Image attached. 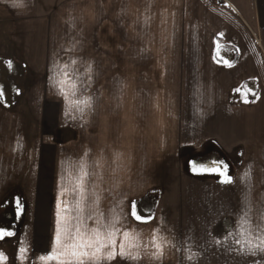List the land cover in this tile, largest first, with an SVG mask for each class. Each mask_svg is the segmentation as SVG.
<instances>
[{
  "label": "crops",
  "instance_id": "0c3cea01",
  "mask_svg": "<svg viewBox=\"0 0 264 264\" xmlns=\"http://www.w3.org/2000/svg\"><path fill=\"white\" fill-rule=\"evenodd\" d=\"M242 1L0 0V226L16 224V235L0 240L3 264H45L39 256L54 245L57 203L75 208L81 164L89 173L84 215L103 210L108 220L121 201L122 224L139 233L131 249L138 261L101 264H264V254L214 242L245 206L241 177L250 164L254 222L264 208V45L256 38L264 36V0L259 14ZM220 33L239 51L231 67L214 55ZM65 34L88 44L93 81L106 84L88 92L97 101L87 121L66 117L63 98L47 85ZM115 65L123 68L120 90L108 89ZM146 66L156 74H143ZM247 79L258 87L251 103L242 95ZM209 141L229 153L242 147L233 184L184 169L187 152ZM154 187L155 219L140 224L127 214L129 201ZM156 228L159 260L151 256Z\"/></svg>",
  "mask_w": 264,
  "mask_h": 264
},
{
  "label": "snow or ice",
  "instance_id": "6c2138e0",
  "mask_svg": "<svg viewBox=\"0 0 264 264\" xmlns=\"http://www.w3.org/2000/svg\"><path fill=\"white\" fill-rule=\"evenodd\" d=\"M19 6H22L21 0H16L13 7ZM223 35L224 33H220V36ZM225 63L228 67L232 66L229 61H225ZM77 65L78 61L71 57L67 63L54 64L50 69L49 81L50 86L57 89L58 95L65 102V116L68 117L75 109L80 113V119L83 120L87 111H94L93 97L88 94V88L93 81L94 69L89 62L84 72L81 73ZM235 91L241 92L242 90L237 88ZM248 91L252 92V89ZM242 95L247 97L248 93L244 92ZM3 96V89L0 88V98ZM247 102L249 101L245 99V103ZM72 118L75 119L76 117L73 116ZM120 155L119 153L116 154L117 159L120 158ZM251 169L252 165L250 164L241 177L248 186V194H245L243 198L245 206L242 207L240 214L234 218L233 222L223 229L220 234L222 238H216L214 242L218 246L222 244L228 246L229 251L255 256L257 253L264 254V208H261L260 214L254 222L249 195L251 192ZM192 170L201 174L218 175L221 177L220 182L224 184L234 183L233 177L228 174L229 165L224 161L211 160L199 164L193 162ZM88 178L89 173L86 166L81 164L76 185L72 188V195L76 198L75 208L67 201H58L54 245L47 253L41 254L39 260L45 264H52V262L55 264H101L102 261H112L120 256L126 260L138 261L141 258L139 253H133L131 249L139 247V244L136 243L139 239V233L133 236V230L122 224L120 213L123 212V208L121 201H116L110 207V219L108 220H105L103 210L90 212L87 216L84 215L82 204L87 200L85 184ZM66 191L67 189L61 186L59 195L64 196ZM94 203L99 205L98 195H96ZM15 204L17 215H19L22 211L19 199L15 200ZM127 214L140 224H147L155 219V214L150 208L141 206L138 209L135 199L129 201ZM89 220L92 221L91 226L88 224ZM158 234L159 228L154 229L151 241L152 247L155 249L151 256L156 260L163 256V244L158 242L160 240ZM15 235L16 233L10 227L0 226V240ZM229 242L232 246H229ZM26 251L27 249L23 246L18 249L21 258L24 257ZM187 258L193 259L192 255ZM5 259L4 253L0 252V264H3ZM256 264H260V262L257 261Z\"/></svg>",
  "mask_w": 264,
  "mask_h": 264
},
{
  "label": "trees",
  "instance_id": "16d2710c",
  "mask_svg": "<svg viewBox=\"0 0 264 264\" xmlns=\"http://www.w3.org/2000/svg\"><path fill=\"white\" fill-rule=\"evenodd\" d=\"M219 49V51H217ZM231 52V54H230ZM215 57L226 66L225 61L231 62L232 65L237 63L239 58V51L238 49L226 42V40L222 36H216V43H215V50H214ZM241 88L243 91L247 92L249 95V102L251 103L254 101L258 94V87L254 84L252 85V81L250 79H247L243 81ZM252 89V92H249L248 90ZM254 93V94H253ZM210 144H215L217 147L213 148L210 147L206 152H200L201 149L205 148L206 146ZM199 153H196L198 152ZM194 150L192 155L186 156L183 160V167L184 169L191 175L195 177H207V178H214L218 181L221 180V177L215 174H201L199 172H194L192 170V163L196 162L197 164L208 162L211 160H218V161H224L229 165L228 174L232 177L234 176L235 171L239 167L242 157H243V150L242 147L236 148L232 153L226 152L219 144H217L215 141H209L205 145H203L199 150ZM161 195L160 188H151L149 191H147L143 196L135 199L137 201V207L138 209L143 206L146 208H150V210L155 214L159 198ZM16 205V204H15ZM15 226L16 224L13 223L11 225V230L15 232Z\"/></svg>",
  "mask_w": 264,
  "mask_h": 264
},
{
  "label": "rangeland",
  "instance_id": "374dc122",
  "mask_svg": "<svg viewBox=\"0 0 264 264\" xmlns=\"http://www.w3.org/2000/svg\"><path fill=\"white\" fill-rule=\"evenodd\" d=\"M242 3L246 4L247 9L251 12V14H259V1L258 0H243ZM69 30V28H67V31ZM258 35L256 36V38L258 39V37L260 38V45H264V36L261 34V32H257ZM59 51L58 54L60 55V58H58L59 60H55L53 61V65L54 64H63V63H67L69 57L76 59L78 61V65L77 67H79L80 72L83 73L87 63L90 62L89 60V51L85 50V47L88 46V44L82 43L80 44L79 41L77 39H73V35L71 34H65V35H61L59 37ZM74 45V47H73ZM64 48V49H62ZM231 54V52H230ZM52 68V67H51ZM50 68V69H51ZM71 68V66H70ZM156 70L157 68L154 67H150V66H146V68L143 67V74L145 73L147 76L156 74ZM121 74H123V68L119 67V66H114L113 67V75H114V79L115 81L113 83L108 84V89H113V90H120L122 89V83L120 82V79L122 78ZM98 76H100V72L98 69ZM48 88L51 92L58 94L57 93V89L55 87L50 86V83L47 84ZM253 85V84H252ZM1 86V84H0ZM106 84L100 83L99 81H92L91 86L88 88V92L91 90H101V89H106L105 88ZM94 103L95 101H97L96 99H93ZM77 115H74L73 111L72 113L69 115L70 118H72L73 116L77 117L78 119H80V113L78 111H76ZM96 115V112L92 111H87L86 114L84 115L83 119L84 120H88L90 117H94ZM4 119V116H0V119ZM213 147L216 148L217 146L215 144H210L208 146H206L205 148L201 149L200 152H206L208 150V148ZM200 149V148H199ZM199 149H194V150H199ZM193 150V151H194ZM193 151L187 152V156L192 155ZM196 153H199L196 152Z\"/></svg>",
  "mask_w": 264,
  "mask_h": 264
}]
</instances>
